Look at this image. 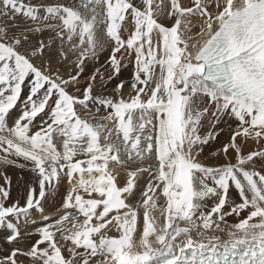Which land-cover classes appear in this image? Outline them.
<instances>
[{
  "label": "snow or ice",
  "instance_id": "6c2138e0",
  "mask_svg": "<svg viewBox=\"0 0 264 264\" xmlns=\"http://www.w3.org/2000/svg\"><path fill=\"white\" fill-rule=\"evenodd\" d=\"M0 181V264H264V0H0Z\"/></svg>",
  "mask_w": 264,
  "mask_h": 264
},
{
  "label": "bare ground",
  "instance_id": "6f19581e",
  "mask_svg": "<svg viewBox=\"0 0 264 264\" xmlns=\"http://www.w3.org/2000/svg\"><path fill=\"white\" fill-rule=\"evenodd\" d=\"M184 3H186V4L189 3V0H184ZM125 75L127 76V74H125ZM225 138H226V133L222 134L218 138L219 143L218 142H213L211 144V146L208 149H206V151H214L216 147H219L222 144V142L225 141ZM254 148H255V145L250 143V144H248L245 147V152L253 150ZM6 174L8 176L12 177V192H11V196L14 199L19 198L20 195L22 194V189L17 185V177L26 176L27 174L24 171L20 170V169L11 168V167L6 170ZM0 182H2V181H0ZM64 187H65V185H61V188H60V192L61 193L63 192ZM59 202H60V196L59 195H57L55 203L46 202L45 203L46 214L54 212L55 208L59 206ZM2 238H3L2 233H0V240H2ZM30 243H31V241L24 240V241L21 242V246L24 247V246L29 245Z\"/></svg>",
  "mask_w": 264,
  "mask_h": 264
},
{
  "label": "rangeland",
  "instance_id": "374dc122",
  "mask_svg": "<svg viewBox=\"0 0 264 264\" xmlns=\"http://www.w3.org/2000/svg\"><path fill=\"white\" fill-rule=\"evenodd\" d=\"M84 79H86V77L85 78H82V82H83Z\"/></svg>",
  "mask_w": 264,
  "mask_h": 264
}]
</instances>
